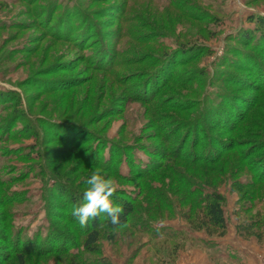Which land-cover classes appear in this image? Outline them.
I'll return each mask as SVG.
<instances>
[{
    "label": "rangeland",
    "instance_id": "rangeland-1",
    "mask_svg": "<svg viewBox=\"0 0 264 264\" xmlns=\"http://www.w3.org/2000/svg\"><path fill=\"white\" fill-rule=\"evenodd\" d=\"M251 16L264 0H0V264L97 263L72 215L96 167L118 183L113 202L135 207L126 226H99L113 264H264V184L250 176L264 177V41H245ZM199 190L224 195L226 234L182 216Z\"/></svg>",
    "mask_w": 264,
    "mask_h": 264
},
{
    "label": "trees",
    "instance_id": "trees-1",
    "mask_svg": "<svg viewBox=\"0 0 264 264\" xmlns=\"http://www.w3.org/2000/svg\"><path fill=\"white\" fill-rule=\"evenodd\" d=\"M250 19L256 22V28L254 31H248L245 33L244 39L245 41H249L251 37L256 36L257 39L263 40L264 41V16H251ZM254 34V35H253ZM257 48H262L264 51V45L263 44H257ZM189 50H192V48H189ZM251 66V67H250ZM249 70H253L254 73H257L256 71L259 70L256 69L253 65H250ZM166 72L168 71L167 69L165 70ZM260 76V73L258 77ZM174 79V74L167 77V80L163 83L164 86H168V83L173 81ZM179 103V102H178ZM178 105L177 103H173ZM247 108V107H246ZM251 107H248L247 109L249 110ZM179 110H184L188 109L187 107L180 106L178 107ZM245 115L241 114V117L239 116L237 118L238 123H243L245 120ZM235 147H229L228 145L222 147V151L218 153L217 157L214 158L215 161L213 163L218 162L222 158L228 157L226 155L229 151ZM256 148L253 149V151ZM238 149L236 150V152ZM252 153V152H251ZM250 155V154H249ZM248 155V156H249ZM241 159L242 161L246 160L244 159L245 153L241 154ZM247 157V156H246ZM207 160V161H206ZM213 160V159H212ZM227 161V158H226ZM195 163H212L209 159H199L196 158L194 160ZM226 163V162H225ZM241 167V165H238ZM222 172L221 177H223L224 172ZM251 179L253 182L256 183L254 186H258L259 184H264V177H261L255 173V169H251ZM207 181H209L207 179ZM180 184L183 182H179ZM253 184V183H252ZM65 187H63L64 189ZM62 189V191H63ZM190 192H193L194 190L189 189ZM199 195H198V204L199 206L192 211V205L187 209L182 216L187 220V223L189 224L190 228L196 231H204L208 235H219L222 236L226 234L227 232V220L223 208V204L225 201V197L223 194L216 190L208 191V192H203L202 190H199ZM83 198V196H81ZM74 198V197H73ZM77 200V199H76ZM115 204H119L123 206L124 208V213L121 215V225L119 227L111 225V223L105 218V219H97L96 221H89V229L87 231V236L84 241V245L87 247V249L92 252L93 254L96 255V264H113L110 259L103 255L101 253L100 247L98 245V241L100 239V230L99 226L101 224H104L108 229L114 231L118 230L124 226H126L129 223L130 217L134 212V203L131 198H125V199H115L114 200ZM257 218L253 219L252 221H248V223L243 227L245 230V234L247 233L246 229L250 228L251 226L259 225L261 223L260 221V214L259 212L256 214ZM241 235L245 236L244 233H240ZM19 264H25L24 258L22 255L19 256Z\"/></svg>",
    "mask_w": 264,
    "mask_h": 264
},
{
    "label": "clouds",
    "instance_id": "clouds-1",
    "mask_svg": "<svg viewBox=\"0 0 264 264\" xmlns=\"http://www.w3.org/2000/svg\"><path fill=\"white\" fill-rule=\"evenodd\" d=\"M86 184L88 187L83 193L84 202L74 205L72 209V215L79 225L87 227L89 221L106 218L111 225L119 227L124 208L111 199L118 189L116 179L107 176L102 168L96 167Z\"/></svg>",
    "mask_w": 264,
    "mask_h": 264
},
{
    "label": "crops",
    "instance_id": "crops-1",
    "mask_svg": "<svg viewBox=\"0 0 264 264\" xmlns=\"http://www.w3.org/2000/svg\"><path fill=\"white\" fill-rule=\"evenodd\" d=\"M243 247V246H242ZM245 249V248H244ZM246 251H247V249H245ZM247 253V252H246ZM251 253H252V251H251ZM251 253H249V254H251ZM253 254V253H252ZM251 254V256H249L248 258H247V261L249 262V264H258L259 263V257H257V261H256V259H255V255H252ZM258 254V253H257ZM256 254V255H257ZM263 254H264V251H263Z\"/></svg>",
    "mask_w": 264,
    "mask_h": 264
}]
</instances>
